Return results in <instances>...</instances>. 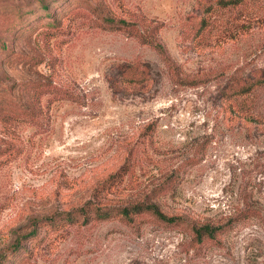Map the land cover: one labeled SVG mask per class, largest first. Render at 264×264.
<instances>
[{"label":"rangeland","instance_id":"obj_1","mask_svg":"<svg viewBox=\"0 0 264 264\" xmlns=\"http://www.w3.org/2000/svg\"><path fill=\"white\" fill-rule=\"evenodd\" d=\"M219 1L0 0V264H264V0ZM137 202L180 220L80 215Z\"/></svg>","mask_w":264,"mask_h":264},{"label":"trees","instance_id":"obj_2","mask_svg":"<svg viewBox=\"0 0 264 264\" xmlns=\"http://www.w3.org/2000/svg\"><path fill=\"white\" fill-rule=\"evenodd\" d=\"M244 0H220L219 5L222 7L235 6L237 4L242 3ZM204 23V21H203ZM205 26L201 27L204 28ZM161 47V46H160ZM131 78H129L130 80ZM264 83V77L257 79L254 82L249 84H244L236 89H233L232 95H241L249 92V90L258 84ZM89 212H93L97 219H110L116 215H120L122 218L130 220L132 216L137 213L149 212L155 215L159 220L166 221L169 223L180 220V218L176 216H168L166 215L157 204L149 203V202H137L132 205H124V206H101V205H92L87 204L85 207L81 209L80 215H87ZM75 215H71V212L65 213V219L68 221H75ZM91 218L85 216V221L90 220ZM37 223V222H36ZM224 226L220 225H210V224H202L200 226L195 225L194 230V239L198 242H202L205 238H214L219 232L222 231ZM21 241H19L20 243Z\"/></svg>","mask_w":264,"mask_h":264}]
</instances>
